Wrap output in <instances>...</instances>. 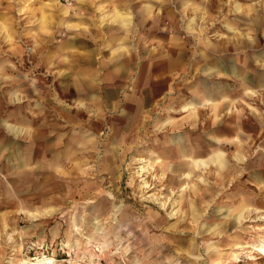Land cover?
Returning <instances> with one entry per match:
<instances>
[{"label":"rangeland","instance_id":"rangeland-1","mask_svg":"<svg viewBox=\"0 0 264 264\" xmlns=\"http://www.w3.org/2000/svg\"><path fill=\"white\" fill-rule=\"evenodd\" d=\"M178 39L134 119L115 47L145 77ZM0 219V264H264V0H0Z\"/></svg>","mask_w":264,"mask_h":264},{"label":"crops","instance_id":"crops-1","mask_svg":"<svg viewBox=\"0 0 264 264\" xmlns=\"http://www.w3.org/2000/svg\"><path fill=\"white\" fill-rule=\"evenodd\" d=\"M79 1H81V0H79ZM112 21L114 23H118L119 25H121V27H125V26H122L123 23L127 24L126 27H128V24H129L128 20H126L125 17L121 16L119 11L114 13V15L112 16ZM179 40L180 39H178V41L175 42V43L173 41L171 42V45L169 47H171V46H174V47H172L170 49L171 51L167 52V55L173 53L175 55H183V57L185 56L186 58L185 57L183 58V62L178 63V64H180V66L175 67L172 71L167 70L168 67H169V61H170V58H167V60L163 61L161 65L154 64V66H151L149 68V70L147 71V74L145 75V77L142 74V69L145 68L146 65H145V62H143V59L140 56V54L131 56L130 51H128V49L124 45H117V47H115V49H114L115 52L113 51V53L114 54L117 53L115 59L118 60V61L115 62L116 69L114 70V74H113L114 75V80H113L114 84L119 86V85H121V84H123L125 82L126 78L127 79L128 78H132L133 76L137 75V83L139 85V83L141 82L140 80L145 78L144 79L145 82L143 83L144 85H142V88H141V85H139V86L137 85L135 87L137 90L134 92L133 96H128L127 100H126L127 105L125 107L127 109L136 110V113L133 115L134 119H136V118L139 119V118H141L140 116H142V114L149 113V112H144V109L146 108L145 106L147 104V101L148 100L151 101L153 99V98L149 99V96H152V97L156 98L158 96V94L162 93L163 86L158 85V86L153 88V84L156 83V81L154 79L156 77H158V75L155 76V74H158V72H159L161 74L159 77H163L161 79H164L165 81H167L166 79H168V77H170V75H172V73L175 74V71H178L180 68H182L183 66H185L187 64L186 62L190 58V53H188L189 48L186 47V50H184V47L182 45L184 40L182 39L183 40L182 42H180ZM176 44H178V45H176ZM169 47H167L166 50ZM185 52H186V54L189 55L188 59H187V56L185 55ZM135 69H136V72H134ZM88 80L89 81L85 80L84 83L85 84H94V82H95V79L93 77H88ZM147 86L149 88H147ZM172 86H173V84L171 83L169 85V88L170 87L172 88ZM151 87H152V89H151ZM61 94H63L62 95L63 97L67 96V93H61ZM137 94L140 95L139 99L135 97V95H137ZM76 95L80 96L79 93H77ZM204 98H205V100L207 99L205 96H204ZM161 100L162 99H160V101H158L157 103H155L153 105V109L154 110H156V107H158L160 105ZM223 100H228V96H223L222 95V96H220L218 101H223ZM207 102H209V101H207ZM146 119H147V117L145 116L144 123H147ZM177 126H178V124H176L175 129H177ZM217 147H219V145H217ZM179 148H180V152L179 153L176 152L177 151V146L175 147L174 151L173 150H166L164 152V154H163V158L165 157V158L172 159V158L175 157V155L177 156V158H179V157L183 158L182 157V153H187L190 156V160H188L189 161L188 162V165H189L188 167L190 168V164L189 163H190L191 159L204 158V156H205V154L201 151V149H202L201 145H200V147H195V149L193 151H191L192 147L186 148L185 146H179ZM194 154H195L196 158L194 157ZM161 159L162 158L158 155V157L155 160L157 161V160H161ZM167 161H164L165 162L164 165L165 166L168 165L167 169H171V165L172 164H171L170 161L168 163H166ZM155 162H153V163H155ZM189 168H188V170H189ZM58 170H59V168H58ZM59 171H62V170L60 169ZM62 172H64V171H62ZM172 172H174V171H172ZM98 207H96L97 208L96 210L99 211Z\"/></svg>","mask_w":264,"mask_h":264},{"label":"bare ground","instance_id":"bare-ground-1","mask_svg":"<svg viewBox=\"0 0 264 264\" xmlns=\"http://www.w3.org/2000/svg\"><path fill=\"white\" fill-rule=\"evenodd\" d=\"M224 142V139H219V143H221V145H220V148H223L224 146L222 145V144H224L223 143ZM223 146V147H222ZM182 155L183 156H185L186 155V153H182ZM224 156H225V154L223 153V152H221V151H218V152H215V156H214V163L216 164V166L218 167V169H221V170H223L224 168H225V161H224ZM237 159L238 160H240V158H238L237 157ZM190 163H191V165H192V167L194 168V169H196V168H198V167H201V166H204V167H206V163L205 162H202V161H200V162H196V161H190ZM158 164H160V160H157L155 163H151V162H149V163H147V168H146V166H142L141 167V171L139 170L138 171V173H139V175L142 173H146V172H148V171H150V170H152V169H154V167L155 166H157ZM191 167V168H192ZM186 178H189L190 177V173H188V174H185L184 175ZM53 177V176H52ZM142 177V176H141ZM55 182H56V180H55ZM143 184L141 185V191H145V189H148V188H150L151 187V185H149V183L147 182V181H144V179H143ZM56 184H58V183H56ZM138 189H139V186H138ZM140 192V191H139ZM52 195H56V193H53L52 192ZM152 195V194H151ZM160 198L157 196V195H152V196H150L149 198H148V200H152V201H158L160 204L159 205H161L163 208H165L166 207V205H167V201H165V202H162V201H160L159 200ZM98 209H99V212H104L105 211V208H104V205H100L99 207H98ZM1 220V219H0ZM3 220V219H2ZM6 225V224H5ZM8 225V224H7ZM262 248H264V247H262ZM264 251V250H263ZM35 260V259H34ZM20 264H53V260H51V259H47V258H44V259H42V260H35V261H32V260H29V261H26V260H24V261H22Z\"/></svg>","mask_w":264,"mask_h":264}]
</instances>
